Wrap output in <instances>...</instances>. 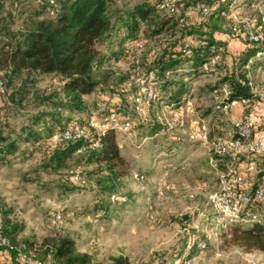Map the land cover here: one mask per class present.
<instances>
[{
    "label": "trees",
    "instance_id": "obj_1",
    "mask_svg": "<svg viewBox=\"0 0 264 264\" xmlns=\"http://www.w3.org/2000/svg\"><path fill=\"white\" fill-rule=\"evenodd\" d=\"M34 1L37 8L20 15L21 21L15 28L12 8H23L27 1L0 0V79L5 85V91L0 94V157L16 154L23 147L49 145L52 150L45 167L66 168L72 160L94 164L99 173L98 184L118 199L120 196L115 190L121 179L132 172L133 165L122 153L114 119L128 123L127 131L135 132L137 137L148 135L155 140L158 134L167 136L166 125L155 117L139 116L136 112L141 94L129 110L122 97L124 87L110 86V81L119 80L113 63L123 58H133V65L128 77L121 78L120 83L128 80L129 75L132 77L137 65L142 73L155 72L154 97L143 100V113L144 106L150 107L154 101L178 102L188 92L189 81L208 72L204 64L217 55L212 67L221 78L209 84V88L228 86L229 100L247 103L249 112L260 101L252 92L250 81H254L252 76L264 71V33L253 25L262 35L259 41H254L241 32H234V24L231 25L230 33L242 36L246 46L233 56L230 64V53L214 34L220 29L218 18L225 14L226 6L231 4L229 0H177L172 11L161 8V0ZM200 3L215 6L202 20L197 19ZM190 8L196 10L192 13L197 17L189 22L186 15ZM157 37L158 43L147 45L148 40ZM40 74L54 81L45 91L37 85ZM7 110L13 112L12 116L16 114L15 122L9 120L11 113ZM245 118L251 119L248 141L264 136L254 137L255 130L264 131V121L255 126L252 117L245 115L236 121V131L231 137L239 135L238 125ZM77 129H83L85 135L64 137L66 131ZM220 131L213 128L209 134L210 156L215 165L227 166L231 162L237 169L244 164L243 168L234 170L245 176L247 184L239 190L246 191L250 197L241 209V220L228 222L231 230L225 240L246 251L264 252V219L259 215L264 210V148L259 151L248 148L233 159L227 153H220L213 144L214 140L227 137ZM151 143L159 145L160 142ZM185 143L172 142L168 147H188ZM250 163L255 164L257 171L248 170ZM138 174L145 177L143 172ZM76 176L82 179L79 174ZM258 188L263 189V195L255 198ZM0 200L2 232L15 245L14 249L0 245L2 264H102L91 253L81 251L76 238L69 234L47 235L40 244L30 238L17 241L22 225L7 216L1 196ZM253 216L257 219L243 226ZM197 246L205 248L207 242L198 241ZM111 259L110 264H128V258L123 255Z\"/></svg>",
    "mask_w": 264,
    "mask_h": 264
},
{
    "label": "rangeland",
    "instance_id": "obj_2",
    "mask_svg": "<svg viewBox=\"0 0 264 264\" xmlns=\"http://www.w3.org/2000/svg\"><path fill=\"white\" fill-rule=\"evenodd\" d=\"M26 1L25 10L12 8L15 28L21 21L20 15L37 8L34 0ZM229 1L225 14L218 18L217 36L234 52L243 37L230 33L231 25L248 20L264 33V0ZM194 10L189 9L187 21H195ZM158 38L148 40L147 45L158 43ZM132 65L133 58L113 63L119 80L128 77ZM214 68L206 69L208 72L188 84L191 96L177 105L179 117L173 109L175 104L167 105L164 101L153 102L150 107L145 105V114L135 108L139 116L151 115L158 108L159 120L166 125L169 140L179 137L180 141H190L185 143L188 147H168L172 142L151 145L148 140L136 139L133 133L118 129L122 153L133 165L132 172L121 179L115 190L118 199L98 184L99 173L94 164L72 160L66 168L45 167L52 150L49 145L23 147L16 154L0 157V196L7 216L22 225L17 241L30 238L40 244L47 235L69 234L76 238L81 251L91 253L102 264H110L111 258L118 255L126 256L128 264H182L184 259L189 264H264L263 251H246L225 240L231 227L209 200L210 193L220 187V171L227 167L236 169L231 162L227 166L215 165L210 156L209 134L213 128H219L223 136L231 137L237 120L245 115L252 117L250 106L246 107L247 103L240 99L231 101L224 97L230 102L229 107H218L214 88H209V84L221 78ZM253 78L254 86L259 83L255 90L258 94L264 86V71ZM118 81L109 84L114 88L124 87L122 97L130 110L137 102L136 97L142 94L141 85L131 75L124 82ZM53 82L50 76L38 75L37 85L42 91ZM259 97L263 109L264 99ZM89 104H93V99ZM242 109V115L237 117ZM6 112L11 113H6L11 116L9 120L15 122L16 114ZM254 133L255 138L264 135L263 130ZM139 172L145 177L137 178ZM57 212L63 218L54 223ZM259 215L264 219V210ZM252 223L244 221L243 226ZM201 240L207 242L205 248L197 246Z\"/></svg>",
    "mask_w": 264,
    "mask_h": 264
},
{
    "label": "built area",
    "instance_id": "obj_3",
    "mask_svg": "<svg viewBox=\"0 0 264 264\" xmlns=\"http://www.w3.org/2000/svg\"><path fill=\"white\" fill-rule=\"evenodd\" d=\"M161 8L167 10H175L177 6V0H161L160 3ZM200 15L199 19H204L215 6L209 7L205 3H200L199 5ZM234 32H241L245 34L250 40L259 41L262 38V35L258 33L254 28L251 21H245L241 25H233L232 27ZM259 52L258 54H260ZM219 55H217L211 62L205 63L204 68L210 69L212 65L216 62ZM138 64V60H137ZM133 78H135L136 82H138L141 87V96L138 97L139 104L137 105L138 110H142L141 103L143 100H151L154 97V87L153 80L155 79V72L153 70H149L147 73H142L141 68L137 65L133 68ZM5 91V85L3 80L0 79V94ZM215 98L218 100L220 104H222V108L226 109L229 107V103L225 98H229L230 89L228 86H223L221 89H215ZM225 97V98H224ZM243 101H247V99L243 98ZM112 118H115V115H111ZM93 124H96L95 118L92 120ZM118 118L114 119V126L121 130H128V123L119 122ZM239 135L237 137H228L224 139H217L213 141V144L218 148V151L223 154H228L231 158H238L239 154L244 152L246 149H252L259 151L264 148V136L253 140L248 141V137L251 133V119L245 118L243 119L239 125ZM85 135L83 129H77L75 131H66L64 133L65 138H75ZM248 170L257 171V168L254 163H250L248 165ZM137 178H142V175L136 173ZM220 187L210 193L209 200L210 203L216 206L221 214L224 216L227 222H236L241 220V209L243 204L249 200V195L246 191L239 190L242 186L247 184V180L245 176L232 168L227 172L220 173ZM263 195V189L258 188L254 193V197L258 198ZM0 206H2V202L0 200ZM2 215L1 207H0V217ZM257 217L253 216L247 221H254ZM61 220V213L57 212V214L53 217V222L57 223ZM204 243L202 242L201 245ZM0 245L6 246L10 249H14L15 245L12 243L10 237L7 234L2 232V224L0 223ZM0 264L1 261H0ZM183 264H189L188 260H184Z\"/></svg>",
    "mask_w": 264,
    "mask_h": 264
},
{
    "label": "crops",
    "instance_id": "obj_4",
    "mask_svg": "<svg viewBox=\"0 0 264 264\" xmlns=\"http://www.w3.org/2000/svg\"><path fill=\"white\" fill-rule=\"evenodd\" d=\"M196 17H197V16H196ZM197 19H199V17H197ZM217 32H218V30L214 32L216 38H218L219 40H222L221 38H219V37L217 36ZM225 37H226V36L224 35V38H225ZM223 41H224V40H223ZM222 43H223V47L226 49V51H228V52L230 53V54L228 55V63H229V64L232 62L233 56L238 55L239 52H240V51L246 46L245 42L243 41V42H241L240 47H239V49H238L237 51L230 52L229 44H227L225 41L222 42ZM200 76H201V75H199L198 78H199ZM252 77H254V76H252ZM195 79H197V78H195ZM195 79L189 81V83H191L192 81H195ZM253 79H254V78H253ZM250 84H251L252 92H253L254 94H257V92H255V90L257 89V87H259V83L257 82L256 85L254 86L253 81H250ZM259 93H260V94H259ZM259 93H258L257 95H259L261 99H264V86H263V85L261 86V88H260V90H259ZM188 96H191L190 86H188V92L186 93V95H183V96L181 97V99H180L178 102H171V103H170L171 105H174V104H175V106H174L175 108H173V109H175V115H176L177 117H179V111H178V107H179V106H177V105L181 104V103L184 102L186 99H188ZM159 101H164V103H166L167 105H169V102L166 101V100H159ZM159 101H154V102H156V104H158ZM258 103H259V104L256 103L255 106H254V108L251 110L252 120H253L255 126L259 125L260 123H262V122L264 121V108H263V109L260 108V106H261V102H260V101H258ZM158 111H159V109L156 108V109L153 111L152 114L150 113L151 115H149V114L146 113V117H148V118L155 117L157 121H159L160 123L163 124V122L159 120ZM242 113H243V109L241 110V112L238 114L237 117H239L240 114L242 115ZM147 115H148V116H147ZM163 125H164V124H163ZM130 132H131V131H130ZM166 132H167V130H166ZM131 133H133V135H135L134 137H135L136 139H139V140H142V141H143V140H144V141L148 140V142H188V143L190 144V141H184V140L180 141V138H179V137L175 138L174 140H169V132H167V136H166V138H163L162 135L158 134L159 137H157L158 139H155V140H151L152 137H150V136H148V135H145L144 137H137V134H136L135 132H131ZM188 146H189V145H188ZM211 159H212V157H211Z\"/></svg>",
    "mask_w": 264,
    "mask_h": 264
}]
</instances>
